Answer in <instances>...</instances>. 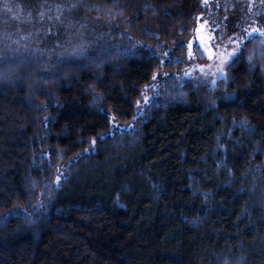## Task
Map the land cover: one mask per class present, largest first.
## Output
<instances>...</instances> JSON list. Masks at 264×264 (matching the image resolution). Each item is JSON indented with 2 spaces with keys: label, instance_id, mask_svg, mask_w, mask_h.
<instances>
[{
  "label": "trees",
  "instance_id": "trees-1",
  "mask_svg": "<svg viewBox=\"0 0 264 264\" xmlns=\"http://www.w3.org/2000/svg\"><path fill=\"white\" fill-rule=\"evenodd\" d=\"M213 2L65 0L79 6L55 27L0 20L14 68L0 79V264H264L261 50L246 41L255 58L244 51L227 80L180 77ZM6 33L17 34L15 55ZM79 45L85 55L72 53ZM157 72L156 103L133 120ZM107 112L136 130L76 158L108 131ZM39 200L33 215L10 213Z\"/></svg>",
  "mask_w": 264,
  "mask_h": 264
},
{
  "label": "snow or ice",
  "instance_id": "snow-or-ice-1",
  "mask_svg": "<svg viewBox=\"0 0 264 264\" xmlns=\"http://www.w3.org/2000/svg\"><path fill=\"white\" fill-rule=\"evenodd\" d=\"M79 6L78 3L73 4H57L51 7H45L42 5L41 11L38 12V16L40 18V21H44L46 18L50 22L59 21L61 23L64 22V16L63 12L65 9L68 11H71L74 8H77ZM85 7H88L87 5H84ZM97 11L100 9V5L94 6ZM115 7V6H113ZM3 9L11 12L12 7L11 5L5 0L3 3ZM91 10V9H89ZM122 11L120 14H122ZM13 16H16V13H12ZM29 18H31V13L29 12ZM107 17L109 19L114 18L112 11L107 12ZM72 20H68V26L71 27L73 25ZM240 25L237 24V27ZM81 28L84 27L83 24L80 25ZM219 27V25H217ZM43 30V29H41ZM48 32H51V27L47 28ZM241 31L244 32L243 38L240 37V34L238 32H233L230 36L226 37L225 40V34L221 33L220 36H213V35H207L205 36L203 33L200 35V44L203 45L204 50L207 54V56L210 59H213L216 61L214 64L210 65H196L200 69L202 73H204L205 76H208L210 74L209 71H206L205 69H215L216 74L223 76L225 80L228 78V68L231 66L232 63H235L239 61L241 58H243L244 51H248L247 60L249 62H252L255 58L257 47L261 50V56L264 57V23H261L259 20L255 21L253 24L246 26L245 28H242ZM22 39L27 40L28 36L22 37ZM217 40H219V43H217ZM4 41L5 47L9 49L15 55L16 52L20 50L19 47H13L12 45H19L18 40H12L10 34H5ZM246 41H256L257 47H253L252 49H248V44ZM139 43V41H137ZM23 49H28V44L25 43L22 45ZM37 51H41V49H37ZM88 49L85 48L83 45H79L72 48V53L75 55H85L87 53ZM63 55V53L61 54ZM165 56H167V53H164ZM194 53L192 52V45H188V57L191 59L194 57ZM179 60L180 58L177 57ZM0 65L3 67H0V79H9L11 78V75L14 71L13 65H12V58L5 54L4 51L0 50ZM160 73H155L152 76L153 83L146 84L144 86V92L142 93V98L135 101L136 105V116L133 117V120H136L138 117L142 116L144 114L143 107L142 106H153L156 103V98L159 96V93H155L152 97L148 95V90L151 88L156 87L155 84L157 76H159ZM163 75H168L167 73H164ZM179 75V74H178ZM214 84L215 81H212ZM100 96L95 97V102L100 103L101 101ZM38 107H44L46 108L47 105H38ZM101 111H105L101 107ZM108 115V123L110 125L107 132H100L98 136L91 137L89 141V148L84 149L80 153H76V158H82L84 154H87L98 146V139H104L107 137H112L115 139L116 135L119 133L124 132L125 130H136V124L130 123V124H120L117 120L116 116L111 113L107 112ZM45 121H47V117L44 118ZM226 150V149H225ZM44 156H50L49 153H44ZM63 173H58L54 180V186H59L61 180L64 178ZM118 198V197H117ZM44 208V203L42 200L37 201L36 206L33 209V212H29L28 207L24 205H13L12 209H10V213L14 216L16 215H33L35 210H40ZM9 213H5L2 216H0V225H3L8 220ZM225 264H227V261H225Z\"/></svg>",
  "mask_w": 264,
  "mask_h": 264
},
{
  "label": "rangeland",
  "instance_id": "rangeland-1",
  "mask_svg": "<svg viewBox=\"0 0 264 264\" xmlns=\"http://www.w3.org/2000/svg\"><path fill=\"white\" fill-rule=\"evenodd\" d=\"M61 1L65 0H7L12 7V11L9 12L3 9L5 0H0V20L6 19L14 23L19 21L25 22L28 25L27 27L37 26V28H39L42 26L38 24H52V27H55L58 25L57 23L59 21L50 22L47 18L44 21H40L38 12L43 10L41 7L42 5L51 7L55 4H60L57 2ZM210 6L209 12L205 16L201 17L200 15L195 34L189 43L192 45V52L195 55L190 59V63L186 66L182 75H180L183 80L216 82L222 77L216 74L215 69L209 70L207 68L205 70L209 71L210 74L205 76L204 73L196 67V65H210L216 63L215 60L207 56L203 45L200 44L201 33L205 36H220L221 33H224L226 40L227 36H230L233 32H238L240 37L243 38L244 32L241 31L242 28L253 24L257 20L264 23L260 17L261 11L264 8V0H214L213 4ZM29 12L31 13V18H29ZM12 13H16L17 15L13 16ZM0 23H3V21H0ZM237 24L240 26L237 27ZM217 25H219V27H217ZM16 35L17 34H12L13 40H17L18 37ZM217 43H219V40H217ZM197 46L203 51V60H200L196 54L195 48Z\"/></svg>",
  "mask_w": 264,
  "mask_h": 264
}]
</instances>
